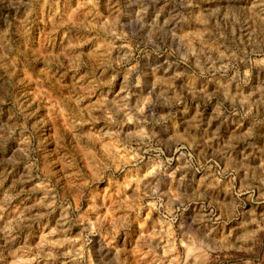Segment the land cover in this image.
<instances>
[{"label": "rangeland", "instance_id": "obj_1", "mask_svg": "<svg viewBox=\"0 0 264 264\" xmlns=\"http://www.w3.org/2000/svg\"><path fill=\"white\" fill-rule=\"evenodd\" d=\"M0 264H264V0H0Z\"/></svg>", "mask_w": 264, "mask_h": 264}]
</instances>
